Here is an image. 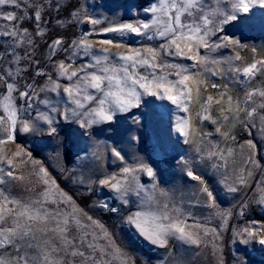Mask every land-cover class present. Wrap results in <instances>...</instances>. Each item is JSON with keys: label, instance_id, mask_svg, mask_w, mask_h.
I'll list each match as a JSON object with an SVG mask.
<instances>
[{"label": "rangeland", "instance_id": "374dc122", "mask_svg": "<svg viewBox=\"0 0 264 264\" xmlns=\"http://www.w3.org/2000/svg\"><path fill=\"white\" fill-rule=\"evenodd\" d=\"M20 2V8L0 6V11H13L22 16L23 20L18 25L27 28L35 41L33 48L28 50L31 60L24 58L19 65L27 69L19 78L20 90H24L25 83L43 85L47 81V75L36 76L37 71L42 70L51 74L54 80L57 79L53 65L60 60L72 63L74 67L90 63L91 57L85 56L82 51L72 55L75 50L69 47L73 40L79 39L84 33H89L88 38L91 41L114 39L134 48L149 43L134 34H100L99 29L107 27L109 23H131L147 19L148 14L144 9L154 0ZM33 4L40 6L42 20L39 27L44 29L43 36L35 35L37 22ZM73 13L78 16L74 17ZM85 14L99 19L101 24L94 30L91 24L84 21ZM239 16L238 21L225 25L224 30L211 39L218 42V36L227 35L238 40L243 47H222L211 53V56L225 59L239 52L242 60L234 63L243 66L253 60L264 59V9L257 6L249 13H241ZM9 23L11 22L0 20V26ZM57 38L63 39L64 44L49 59V45ZM161 42L157 40L151 43L158 45ZM9 43V37H0V74L15 67L9 63ZM25 51L26 47L16 49L21 57L25 56ZM200 51L201 54H206V50ZM166 59L183 65L193 63L178 57ZM227 67L228 65H224L225 69ZM198 70L203 71L190 69L192 72ZM203 78L207 82V90L202 94L203 100L209 95L217 97L220 92L225 91L224 86L227 85L229 95L243 101L249 88L264 86V74L260 73L250 81L235 77L227 71L217 76L204 72ZM59 82L61 85L70 83L65 78H60ZM212 84L219 87L214 89ZM2 91L4 89L0 87V92ZM93 94L98 95L94 92ZM61 96L42 92L39 99L55 101L61 99ZM22 105L23 101L17 98V106ZM241 107H244L243 103ZM37 108L45 111L43 104L34 102V108L30 111L32 118H35ZM220 108L221 105L212 104L208 112L204 113L200 105L193 102L189 105V111L185 112L167 99L142 95L138 107L128 112H116L112 121L82 128L78 118L63 117L64 104L61 103L60 112L53 114L52 127L56 129L54 134H49V126L43 121H38L37 127L29 132L22 131L17 125L13 140L0 145V156L13 158L12 169L17 175L25 177L23 181L10 179L6 175L8 164L6 161L0 163V169L4 170L0 172V180L5 181L0 183V192L25 201L36 198L44 188L35 175L42 165L61 190L112 233L117 244L127 254L129 264H264V245L259 243L261 234L248 243L241 242L247 235L243 232L245 228L264 233V203L260 202L261 195L264 194V121L259 114L246 119L244 113L240 114L239 119L230 117L224 120ZM198 113L208 115L211 119H200ZM184 119H188L196 129V135L188 137L190 143H185L186 137L177 131L178 121ZM6 127H0V139L6 137L7 133L3 130ZM218 128L221 132L217 131ZM222 132L228 135H222ZM248 141L255 145L254 149L249 148ZM113 148L120 152L123 160L113 154ZM197 148L201 151H197ZM229 148L233 150V154L228 158L227 167L218 157L208 158L210 152L217 149L226 152ZM19 149H23L22 158L27 161L22 165L17 164L20 158L13 157V153ZM29 155L31 160L28 159ZM250 156L258 167L247 162ZM33 160L40 164L34 166ZM140 164L151 167L155 178L149 177L145 171H138V181L146 192H141L140 196L130 192L125 197L127 204L109 187L100 183L111 176L120 179L124 167H138ZM214 164L219 167H213ZM189 170L199 176L204 181V186L213 193L214 206H209L211 201L207 194L200 192L202 185L199 181L187 175ZM239 175L245 176L246 184L237 182ZM229 186H235L238 190L230 192ZM162 192L166 195L161 196ZM148 195H154L161 203L166 201L169 207L179 209L181 217L186 218L188 225L200 224L214 229L215 235L210 233L204 236L201 232L203 242L199 246L175 237H169L168 245L164 248L152 244L125 222L130 214L150 207L147 203L143 206L141 203ZM104 204H107V208L102 207ZM48 207L54 208L56 205ZM59 207L65 209L63 204ZM112 208L117 211L112 212ZM66 210L71 211L70 208ZM37 237L34 244L46 239L39 233ZM16 255L15 247L0 248V256L14 260Z\"/></svg>", "mask_w": 264, "mask_h": 264}, {"label": "snow or ice", "instance_id": "6c2138e0", "mask_svg": "<svg viewBox=\"0 0 264 264\" xmlns=\"http://www.w3.org/2000/svg\"><path fill=\"white\" fill-rule=\"evenodd\" d=\"M21 7L20 0H0V6ZM35 9L34 17L37 22L36 36H43L44 29L39 27L42 15L39 5H32ZM264 9V0H154L149 7L144 9L148 18L143 21L131 23L114 22L107 27L99 29L100 34H134L142 40L148 41L142 47L134 48L114 39H102L91 41L89 33H84L79 39L73 40L70 48L83 52L91 57V62L74 67L72 63L60 60L53 65L57 79L42 70L35 73L36 76L47 75V81L43 85L35 82L25 83L24 90H20L19 78L27 71L19 67L22 59L31 60L28 51L34 46L33 34L27 28L18 25L23 20L13 11H0V20L11 22L0 26V37H9L10 43L8 55L11 56L10 67L0 74V127L7 126L3 130L7 133L4 139H0V145L13 140V132L17 125L24 132H29L37 127L38 121H43L49 126V134H54L56 129L52 127L54 115L60 112L61 103L64 104L63 117L65 119L78 118L82 128H88L93 124L112 121L116 112H128L138 107L142 95L157 96L167 99L183 111H189V105L198 103L202 112L207 113L212 104L221 105L220 112L224 120L230 117L239 119L244 113L246 119L260 115L264 121V86L249 88L243 101L233 98L227 91L220 92L217 97L207 96L202 99V94L207 90V82L203 78L204 72L213 76L223 75L225 71L235 77H242L250 81L258 73L264 74V59L253 60L243 66L236 65L234 61H241L239 52L225 59L211 56L222 47L238 46V40L231 39L227 35L217 37L218 42H213L212 37L224 30V26L240 19L239 14H247L255 7ZM77 17V13H73ZM84 21L91 24L93 29L101 24L99 19L84 15ZM162 41L158 45L152 41ZM64 44L63 39L57 38L49 45V59ZM99 45V47H97ZM26 47L25 56L21 57L17 48ZM115 49V51H113ZM201 49L206 54H201ZM255 51V49H253ZM167 57H178L192 61L191 65H183L170 62ZM224 65H228L227 69ZM202 69L192 72L190 69ZM174 77V79L172 78ZM60 78L67 79L70 83L61 85ZM212 88H218L216 84ZM42 92L56 93L62 96L59 100H40ZM96 93L98 95L93 94ZM17 98L23 101V105L17 106ZM34 102L44 105L45 111L36 109V116L32 118L30 111L34 108ZM244 107H241V104ZM227 106H224V105ZM94 105V106H93ZM259 110V111H258ZM200 119H211L208 115L197 114ZM27 117V118H24ZM215 122V121H213ZM177 131L184 137L185 143H190L189 136L196 135V129L188 119L178 121ZM221 132V129H217ZM264 131V129H262ZM222 135L227 136L226 132ZM249 148L254 149L251 141L247 142ZM197 151L201 149L197 148ZM113 154L123 160L120 152L115 148ZM23 149L13 153V157L20 158L18 165L27 163L22 158ZM233 154L232 149L227 151L217 149L210 152L208 158L218 157L227 167L228 158ZM31 160V156H28ZM9 166L7 177L16 181H23V175H17L12 169L13 158L0 156V163L5 162ZM254 166H259L250 156L248 161ZM39 165V161H32ZM219 167V165H213ZM0 169V172H3ZM138 171H145L149 177L155 178L151 167L140 164L138 167H124L122 176L117 179L111 176L100 181L102 185L109 187L118 197L127 204L125 197L130 192L140 196L146 189L137 178ZM38 182L44 185L43 191L37 197L29 201L11 198L0 192V248L15 247L17 255L14 258L0 256V264H129V258L124 250L117 244L111 232L99 221L88 215L76 202L59 188L55 180L50 179L48 171L41 165L35 172ZM187 175L202 185L200 192L206 193L209 206H214L213 193L204 186V181L191 170ZM248 175H251L249 171ZM237 182L246 184L245 176H237ZM0 183H5L0 180ZM155 187V186H154ZM235 186H229L228 191L236 192ZM166 195L161 193V196ZM260 202L264 203V194ZM143 204L150 207L147 210L136 211L126 217L125 222L134 227L141 236L161 248L168 245L169 237H175L192 245L199 246L204 236L210 233L215 235L214 229H208L203 225H188L186 218L181 217L179 209L169 207L168 202L161 203L154 195H148ZM65 205L61 209L59 205ZM56 205V207H48ZM107 208V204L102 205ZM70 208L71 211L66 209ZM112 212L117 209L112 208ZM225 216V220H226ZM75 228V232H73ZM247 233L241 241L248 243L258 234L262 238L259 243L264 245V233L260 230L245 228ZM37 233L46 239L37 240ZM24 249V251H22ZM31 252V254H29Z\"/></svg>", "mask_w": 264, "mask_h": 264}]
</instances>
